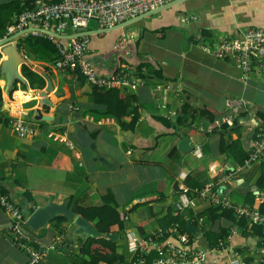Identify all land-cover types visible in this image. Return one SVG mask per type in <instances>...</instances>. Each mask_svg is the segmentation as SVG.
Listing matches in <instances>:
<instances>
[{
    "label": "crops",
    "instance_id": "1",
    "mask_svg": "<svg viewBox=\"0 0 264 264\" xmlns=\"http://www.w3.org/2000/svg\"><path fill=\"white\" fill-rule=\"evenodd\" d=\"M27 1L31 0H0V6L14 4L8 15L0 13V17L14 22ZM252 27L264 29V0H188L120 29L102 28L91 20L79 34L88 38L85 55L97 74H127L138 84L135 91L116 88L128 104L120 120L97 103V88L78 70L55 67L59 55L51 41L47 48L25 44L26 39L48 38L31 32L14 40L28 61L23 68L30 67L40 76L46 73L54 89L48 96L51 106L42 107L35 94L47 85L42 76V89H33L25 78L26 84L18 82L11 97L0 76V195L11 199L25 216L26 211L32 214V209L51 202L68 201L73 211L78 206H102L109 198L126 217L121 237L115 235L126 264H134L133 240H144L148 251L157 247L151 238L163 231L170 212L186 229L182 234L188 244L181 248L188 253L202 250L203 264H262L264 223L236 210L264 215L260 211L264 163L244 167L257 134L264 129V66L255 64L243 80L236 65L211 51L213 44ZM122 33H133L135 39L119 49ZM61 36L67 45L75 34L68 27ZM0 53L1 63L5 57L1 49ZM168 82L181 84V97L166 89ZM242 102L248 112L222 131V116ZM185 104L214 113V122L197 115L181 126L171 113L180 115ZM136 112L139 119L129 129ZM17 119L34 125L37 135L19 136ZM186 136L194 145L190 152L180 150ZM235 141L241 147L227 150ZM180 186L189 188L191 201L181 211L177 209ZM209 187L212 193L221 190L233 207L213 204L211 192H204ZM141 199L146 202L135 205ZM243 218L247 221L242 226ZM12 222L0 205V264H28L26 252L12 242ZM254 224L263 227L262 236L259 229L255 234L251 228ZM76 230L74 221H52L37 232L24 228L45 251L39 264H79L84 242ZM178 239L172 242L180 246Z\"/></svg>",
    "mask_w": 264,
    "mask_h": 264
},
{
    "label": "built area",
    "instance_id": "2",
    "mask_svg": "<svg viewBox=\"0 0 264 264\" xmlns=\"http://www.w3.org/2000/svg\"><path fill=\"white\" fill-rule=\"evenodd\" d=\"M173 1L176 0H37L32 9L21 13L17 17L15 24L7 29L6 38L25 30L30 25L58 35H62L68 27H71L75 37L71 38L67 45L54 35L38 31L32 32L36 35L45 36L55 45L59 55L55 67L61 70H78L89 84L101 91L116 88H130L135 91L138 84L132 82L127 74L110 75L107 77L99 76L95 66L87 60L85 55L89 43L88 38L83 36L77 37L76 35L87 27L91 20L98 21L102 28L112 29ZM134 39L135 34L122 33L118 40L117 48H124ZM211 51L218 59L229 61L236 65L242 73V79L247 80L255 64L264 66V29L249 28L232 38L223 39L219 43L213 44ZM165 86L167 90L173 91L181 97L183 93L181 84L168 82ZM246 112H248V108L244 102L237 107L230 108L222 116L219 123L220 128L234 123L236 119L245 115ZM171 115L177 119L179 118L177 111H172ZM15 126L18 135L21 137H33L37 135L38 131L35 126L28 124L22 119H17ZM60 141L66 142L62 138H60ZM66 144L72 147L68 142ZM255 163H264V129L257 134L254 147L245 160L244 167L249 168ZM178 191L180 202L177 204V209L181 211L191 204L188 196L189 188L180 186ZM211 191H213L211 187L204 190V192ZM144 202L146 200L141 199L134 203L137 205ZM211 202L223 209L233 207L228 197L223 195L221 190L217 189L215 192H211ZM0 205L12 218L13 222L10 229L12 242L26 252L29 258L28 264H39L42 262L45 256L44 249L24 232V228L27 226V216L5 195H0ZM236 212L239 215L252 219L254 222L264 223V215L260 213L252 212L245 208L237 209ZM177 231L178 226L172 233H177ZM163 237L164 233L157 232L151 239L153 241H160L159 239ZM178 238L180 246L172 242L174 239L166 240L163 244H158V258L151 264H203L204 252L197 250L193 253H188L185 249L181 248L188 244L186 234H178ZM145 246L144 240L140 242L133 240L131 242V248L134 252L138 250L148 251ZM140 263L146 264L143 260ZM262 264H264V259L262 260Z\"/></svg>",
    "mask_w": 264,
    "mask_h": 264
},
{
    "label": "trees",
    "instance_id": "3",
    "mask_svg": "<svg viewBox=\"0 0 264 264\" xmlns=\"http://www.w3.org/2000/svg\"><path fill=\"white\" fill-rule=\"evenodd\" d=\"M36 1L37 0L27 1L26 7L23 10L18 11L17 17L24 11L32 9ZM13 5L14 4L11 3L1 5L0 13H5L6 15H8L9 9ZM18 8L20 7L18 6ZM15 21L12 22L11 20H9L8 17H6L5 19L0 17V39H3L6 36L7 29L10 26L14 25ZM39 41L40 40H36L33 42L30 39H26L25 44L29 45L30 47L40 45L44 48H47V46L52 45L50 40H45L42 42ZM52 46L53 48H55L54 44ZM1 57L2 55L0 53V61ZM23 75L30 82L33 89H35V87H39L41 89L44 87V79L40 75L31 71L29 67L26 66L23 68ZM94 95L98 104L106 106V112L108 115L116 117L120 120L122 116L126 113L128 104H126V99L122 97L120 90L112 89L106 92H102L99 89H94ZM181 112L182 113L179 115L178 119V123L181 126L186 125L189 120H195L197 115H200L201 117H208L212 122H214V119L216 118V115L214 113L211 114L205 110L200 112L192 110L191 106H189L188 104H185L182 107ZM262 116L264 117V115ZM138 119L139 116L136 112L133 125L132 127L128 128L134 129V125ZM224 129H227V125L223 126L222 131ZM234 146L241 147V143L239 141H235L232 143L231 147L227 148V150H231ZM241 152L243 153V157L248 156L243 149L241 150ZM28 199L32 200L29 197ZM34 211L35 210L32 209L31 212L33 213ZM260 211L264 212V206L261 208ZM73 212L76 217H82L85 220L91 222L96 227V229L102 234V237L99 238H89L82 240L84 242V248L83 253L80 256L79 264H126L127 259L123 254L122 250L118 247V242L107 238V235H117L121 237L119 232L124 230L126 219L125 215H123L122 212L119 211L116 205H113L111 203L109 198L108 200H106V203L102 206H78L75 210H73ZM54 221H58L61 224L69 222L65 217L62 216L56 218ZM241 221L242 222L240 223V225H246V219L243 218ZM177 225H179L177 233H172V231L177 227ZM162 226L163 231H161L160 233H164V237L159 239L160 241H155L154 244H163V242H165L166 240L175 239L178 237V234H182L184 233L183 231H186L185 227L181 225L180 219L178 217H174L171 212L166 217L165 224H163ZM251 228L255 230V234L257 232L256 228L259 229L257 233L262 236V226L254 224ZM158 246L159 245H157L156 248L154 247L153 249H151L149 252L146 250H138L132 262L136 264L140 263V261L143 260L146 264H151L154 260L158 258Z\"/></svg>",
    "mask_w": 264,
    "mask_h": 264
},
{
    "label": "water",
    "instance_id": "4",
    "mask_svg": "<svg viewBox=\"0 0 264 264\" xmlns=\"http://www.w3.org/2000/svg\"><path fill=\"white\" fill-rule=\"evenodd\" d=\"M185 1L188 0L173 1L161 8L155 9L133 20L126 21L118 26H115L114 28H119V29L124 28L125 26L133 22H136L140 19H144L150 15L156 14L171 6L183 3ZM33 31L54 35L55 37L60 39L62 38L61 35L54 34L53 32L48 30H44L41 28L30 30L28 28L21 32L16 33L13 36L0 40V49L5 57V59H3V61L0 63V72H1L0 76L3 77L4 80H6V93L10 97L16 88L17 82H22L26 84V79L23 75V66L28 65V61L25 59L24 55L19 51L18 45L16 43H13V41ZM76 36L80 37L81 35L78 33V35ZM40 74L45 79L47 85L43 91L37 92L35 94L37 97L41 99L42 107L51 106V101L48 96L49 93L53 92L54 89L53 83L50 77L46 73L40 72ZM36 112L39 113L40 116H42L40 110H37ZM193 147L194 145L189 136L184 137V139L180 143V150L182 152H190L193 149ZM68 205H69L68 201H65L60 204L51 202L45 206L37 208L32 214H30V211H26L27 212L26 215L28 217L27 226L33 231L37 232L40 229L47 227L48 224L54 221L56 218L62 216L69 221L75 222V225L77 227L76 234L82 236L83 239L102 237V234L96 229V227L91 222L85 220L82 217H77L75 219V214L72 210L69 209ZM190 228L192 229V227ZM107 238L113 241H118V237L115 235H107ZM83 245L84 244L81 245L82 248Z\"/></svg>",
    "mask_w": 264,
    "mask_h": 264
},
{
    "label": "rangeland",
    "instance_id": "5",
    "mask_svg": "<svg viewBox=\"0 0 264 264\" xmlns=\"http://www.w3.org/2000/svg\"><path fill=\"white\" fill-rule=\"evenodd\" d=\"M28 120H29V118H28Z\"/></svg>",
    "mask_w": 264,
    "mask_h": 264
}]
</instances>
